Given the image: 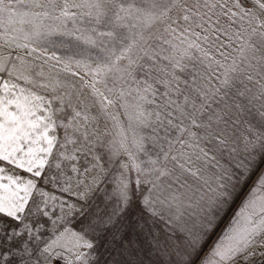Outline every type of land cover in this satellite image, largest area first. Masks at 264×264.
Listing matches in <instances>:
<instances>
[{"label":"snow or ice","instance_id":"snow-or-ice-1","mask_svg":"<svg viewBox=\"0 0 264 264\" xmlns=\"http://www.w3.org/2000/svg\"><path fill=\"white\" fill-rule=\"evenodd\" d=\"M258 248L264 0H0V264Z\"/></svg>","mask_w":264,"mask_h":264},{"label":"rangeland","instance_id":"rangeland-1","mask_svg":"<svg viewBox=\"0 0 264 264\" xmlns=\"http://www.w3.org/2000/svg\"><path fill=\"white\" fill-rule=\"evenodd\" d=\"M77 225H76V223L75 222H73V224H70L69 225V227H76ZM262 251H264V248H258L257 249V252L259 253V252H262ZM260 258H262V256H259V255H257V256H255L254 258H253V260L250 262V264H252L253 262H255L256 260H258V259H260Z\"/></svg>","mask_w":264,"mask_h":264},{"label":"built area","instance_id":"built-area-1","mask_svg":"<svg viewBox=\"0 0 264 264\" xmlns=\"http://www.w3.org/2000/svg\"><path fill=\"white\" fill-rule=\"evenodd\" d=\"M252 264H264V257L256 260L255 262H253Z\"/></svg>","mask_w":264,"mask_h":264}]
</instances>
